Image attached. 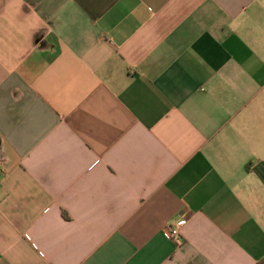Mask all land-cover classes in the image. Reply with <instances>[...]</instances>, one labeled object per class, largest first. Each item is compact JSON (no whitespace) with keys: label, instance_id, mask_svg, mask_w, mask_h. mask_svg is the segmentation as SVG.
Returning a JSON list of instances; mask_svg holds the SVG:
<instances>
[{"label":"crops","instance_id":"obj_1","mask_svg":"<svg viewBox=\"0 0 264 264\" xmlns=\"http://www.w3.org/2000/svg\"><path fill=\"white\" fill-rule=\"evenodd\" d=\"M0 264H264V0H0Z\"/></svg>","mask_w":264,"mask_h":264},{"label":"built area","instance_id":"obj_2","mask_svg":"<svg viewBox=\"0 0 264 264\" xmlns=\"http://www.w3.org/2000/svg\"><path fill=\"white\" fill-rule=\"evenodd\" d=\"M186 222V219L183 218V219H180L178 222H177V226L176 227H170V228H167V234H169L170 237H172L173 239L179 237L180 235V230H179V227L184 225Z\"/></svg>","mask_w":264,"mask_h":264}]
</instances>
